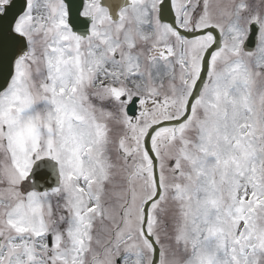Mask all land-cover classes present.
<instances>
[{"label":"snow or ice","instance_id":"6c2138e0","mask_svg":"<svg viewBox=\"0 0 264 264\" xmlns=\"http://www.w3.org/2000/svg\"><path fill=\"white\" fill-rule=\"evenodd\" d=\"M0 264H264V0H0Z\"/></svg>","mask_w":264,"mask_h":264}]
</instances>
